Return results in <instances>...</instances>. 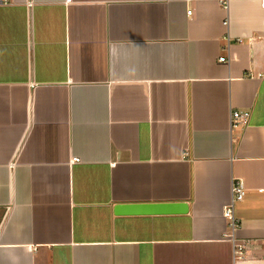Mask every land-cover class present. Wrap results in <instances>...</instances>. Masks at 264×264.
Here are the masks:
<instances>
[{
  "label": "crops",
  "instance_id": "0c3cea01",
  "mask_svg": "<svg viewBox=\"0 0 264 264\" xmlns=\"http://www.w3.org/2000/svg\"><path fill=\"white\" fill-rule=\"evenodd\" d=\"M0 264H264V0L0 5Z\"/></svg>",
  "mask_w": 264,
  "mask_h": 264
},
{
  "label": "built area",
  "instance_id": "2783aa9c",
  "mask_svg": "<svg viewBox=\"0 0 264 264\" xmlns=\"http://www.w3.org/2000/svg\"><path fill=\"white\" fill-rule=\"evenodd\" d=\"M72 0H66V2H71ZM10 0H0V5L9 3ZM222 5L226 9L228 8V0H222ZM190 13V12H189ZM224 24H228V20L224 21ZM242 42V39L239 40ZM223 60V59H221ZM250 117V112L247 110H232L230 112V125L231 128H237L238 126L245 124ZM73 161H77V159H73ZM246 195V186L243 180L238 179L234 180L233 188H232V199L231 201L225 206L224 209V217L229 221L230 233L227 234L229 240L234 244V256L236 258H242L245 244L236 243L238 239L236 238V232L239 228L238 220L235 217L234 209L235 204L237 202H241L244 200Z\"/></svg>",
  "mask_w": 264,
  "mask_h": 264
},
{
  "label": "water",
  "instance_id": "95a60500",
  "mask_svg": "<svg viewBox=\"0 0 264 264\" xmlns=\"http://www.w3.org/2000/svg\"><path fill=\"white\" fill-rule=\"evenodd\" d=\"M185 202L122 203L115 207L117 215H173L188 212Z\"/></svg>",
  "mask_w": 264,
  "mask_h": 264
}]
</instances>
